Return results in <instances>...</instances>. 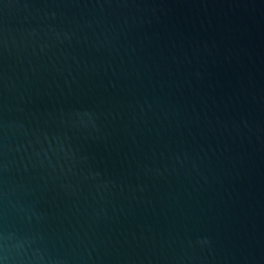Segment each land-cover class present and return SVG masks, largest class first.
Masks as SVG:
<instances>
[{
	"label": "water",
	"instance_id": "water-1",
	"mask_svg": "<svg viewBox=\"0 0 264 264\" xmlns=\"http://www.w3.org/2000/svg\"><path fill=\"white\" fill-rule=\"evenodd\" d=\"M0 264H264V0H0Z\"/></svg>",
	"mask_w": 264,
	"mask_h": 264
}]
</instances>
